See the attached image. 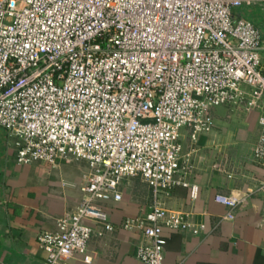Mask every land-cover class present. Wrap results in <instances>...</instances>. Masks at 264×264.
Instances as JSON below:
<instances>
[{
    "label": "built area",
    "instance_id": "2783aa9c",
    "mask_svg": "<svg viewBox=\"0 0 264 264\" xmlns=\"http://www.w3.org/2000/svg\"><path fill=\"white\" fill-rule=\"evenodd\" d=\"M264 0H0V127L19 165L84 163L82 203L38 244L45 264L92 263L108 207L138 178L153 193L136 257L165 264L164 229H192L160 198L182 184V135L197 145L220 108L260 113L252 160L264 168V35L238 8ZM192 196L197 188L192 187ZM216 196L229 218L243 199Z\"/></svg>",
    "mask_w": 264,
    "mask_h": 264
},
{
    "label": "crops",
    "instance_id": "0c3cea01",
    "mask_svg": "<svg viewBox=\"0 0 264 264\" xmlns=\"http://www.w3.org/2000/svg\"><path fill=\"white\" fill-rule=\"evenodd\" d=\"M246 8L254 9L257 23L244 18L264 35V7ZM262 61L264 67V53ZM259 117L257 111L224 107L214 114L213 131L197 145L183 133L182 184L163 195L160 203L184 213L199 232L165 228V264H264V168L252 160L261 132ZM88 173L77 161L19 165L0 127V264H45L38 236L59 230L60 222L82 203ZM192 187L197 188L195 197ZM236 191L243 202L229 218L230 209L216 196ZM123 193L121 202L108 207L115 230L90 241L91 264H145L136 257L143 234L122 224L143 217L152 206L153 193L138 178L126 181Z\"/></svg>",
    "mask_w": 264,
    "mask_h": 264
},
{
    "label": "trees",
    "instance_id": "16d2710c",
    "mask_svg": "<svg viewBox=\"0 0 264 264\" xmlns=\"http://www.w3.org/2000/svg\"><path fill=\"white\" fill-rule=\"evenodd\" d=\"M251 6H255V5H251ZM247 7V6H246ZM246 7H242V8H238L234 11V16L236 18H239V17H246L250 20H252L253 22L257 23L256 22V13L254 12V9L250 8H246ZM251 11V12H250ZM253 11V12H252Z\"/></svg>",
    "mask_w": 264,
    "mask_h": 264
}]
</instances>
